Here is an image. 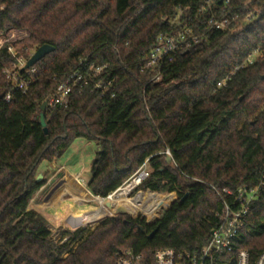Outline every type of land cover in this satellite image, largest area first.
<instances>
[{"label":"trees","instance_id":"16d2710c","mask_svg":"<svg viewBox=\"0 0 264 264\" xmlns=\"http://www.w3.org/2000/svg\"><path fill=\"white\" fill-rule=\"evenodd\" d=\"M220 2L0 0V36L27 32L28 56L54 48L34 66L28 93L0 102V264H116L124 250L153 264L162 249L198 251L220 224L219 193L264 184V59L236 71L264 47V0ZM204 8L230 26L211 29ZM179 23L200 42L178 53L154 83L143 68L159 35L175 33ZM82 61L107 66L99 79L115 98L92 87L75 91L67 109L46 111V135L35 117ZM14 63L3 48L0 94L9 90L2 71ZM232 73L227 87L216 90ZM77 139L98 147L87 184L94 197L114 194L147 163L150 176L136 192L166 195L169 209L152 224L110 217L55 243L47 219L30 208L47 183L37 182L40 166L60 159ZM246 228L253 235L243 247L256 258L264 251V188Z\"/></svg>","mask_w":264,"mask_h":264},{"label":"built area","instance_id":"2783aa9c","mask_svg":"<svg viewBox=\"0 0 264 264\" xmlns=\"http://www.w3.org/2000/svg\"><path fill=\"white\" fill-rule=\"evenodd\" d=\"M228 4V2L226 3ZM4 6L0 7V11ZM202 12L207 14L208 23L211 29L216 31L226 30L231 21L228 19H218L216 14L204 8ZM250 15L247 21H252ZM179 29L171 34H161L157 38L156 46L151 51L149 61L143 71H149L153 76V82L157 83L162 79L163 68L172 63L178 53L184 51L191 45L200 42L198 36L193 35L187 24L179 23ZM29 37L27 32L10 30L5 35L0 36V51L7 49L8 55L15 60L12 68H5L2 71L5 85L8 87L7 94L3 95L0 102L10 104L14 93L25 95L35 83L37 72L33 68L23 71L29 60L33 56L29 48L23 47L22 42ZM264 59V47L256 48L246 61L236 69L239 71L253 65L258 60ZM107 66L96 67L82 61L80 69L69 75L47 99V110L56 108L67 109L71 104L72 95L75 91H82L87 87L99 91L102 96L115 98L111 92L109 84L104 83L99 78L102 76ZM234 73L219 81L216 90L226 88ZM171 157L169 151L166 152ZM150 169L145 163L140 170L117 192L107 198L94 197L88 190L87 184L76 180L82 185L94 199L107 201L112 197L128 192V197L134 194L142 183L150 176ZM264 188V184L256 189L240 188L237 191L223 190L219 197L223 202V211L220 214V224L210 236L207 244L198 251L162 249L155 253L153 264H264V251L256 258H253L249 251L243 247L245 237L253 235V231L246 228L253 203L257 200L259 192ZM217 192V191H216ZM218 193V192H217ZM66 241V240H65ZM116 264H144L142 254H136L132 250H124Z\"/></svg>","mask_w":264,"mask_h":264},{"label":"rangeland","instance_id":"374dc122","mask_svg":"<svg viewBox=\"0 0 264 264\" xmlns=\"http://www.w3.org/2000/svg\"><path fill=\"white\" fill-rule=\"evenodd\" d=\"M97 152L98 147L96 143L77 139L62 155V157L58 159L55 164H53L55 165V167L46 163H43L40 166L39 173L43 176V179L46 177L47 183L44 187H42L40 192L33 200L31 204V210L37 211L47 219L49 223V229L51 230L52 238L55 243H60L61 241L65 242L68 237L64 235L67 232L73 233L79 229L85 228H87L89 231H92L102 221L110 218V216L112 215L109 214L110 212H115L113 214L117 213L116 210L109 209L107 207V203H101L100 205V203H97L96 201L94 202V200L89 196L88 192L83 189L80 184L77 183L78 181L76 182V179H71L68 175L65 176V173H62L63 170L62 172H59L62 166L72 174L79 173V179L88 184L89 180L92 177L91 165L95 160ZM49 169L51 170V172L46 174ZM68 181L70 183V186H67ZM64 191H67L76 198L85 199L82 201L73 199L71 200V202H69L76 210V215L75 213L69 211V209L64 205L63 207L65 208V210L61 209L60 212H57V210L52 206L56 194L60 195ZM164 196L166 195H154L150 192L138 191L128 198H119V201H117V203L121 205V208L125 209L128 217L132 219H143L147 222V224H152L163 211L168 210L171 206L169 205L167 207L165 200L162 198ZM138 198L142 199V201L144 202L143 204H145V202H148L151 198L156 199L157 209L144 214L142 212V208L134 207L136 210V215L129 214V205H127L128 203L126 201H128L129 204H133ZM106 202H108V200ZM91 203L94 208L93 206L92 208H90ZM162 206H166V208H162ZM143 207H145V205H143ZM159 207L161 208L158 210ZM69 218H71V221Z\"/></svg>","mask_w":264,"mask_h":264},{"label":"water","instance_id":"95a60500","mask_svg":"<svg viewBox=\"0 0 264 264\" xmlns=\"http://www.w3.org/2000/svg\"><path fill=\"white\" fill-rule=\"evenodd\" d=\"M225 0H221L220 4H222ZM54 51V48L45 45L40 47L31 57L28 64L25 66L23 71H26L28 69L33 68L37 63H39L41 60H43L47 55L51 54ZM3 95H0V101L2 100ZM47 111V103L44 102L43 105L40 108V114L36 115L35 119L39 121L41 127L44 129L45 134H48V129L45 121V113ZM43 181V176L39 175L37 178V182L41 183ZM109 203L107 204V207H109ZM128 215L124 208H121L117 211V213L110 217H118V216H125Z\"/></svg>","mask_w":264,"mask_h":264},{"label":"crops","instance_id":"0c3cea01","mask_svg":"<svg viewBox=\"0 0 264 264\" xmlns=\"http://www.w3.org/2000/svg\"><path fill=\"white\" fill-rule=\"evenodd\" d=\"M56 162V161H55ZM55 162L53 163V164H55ZM47 164V163H46ZM53 164H49V165H53ZM54 167H55V165H53ZM62 170H63V172H62ZM49 172H51V170L49 169L48 170ZM59 172H62V173H65V176L66 175H68L71 179H76V176H78L79 175V173H75V174H72V173H70L68 170H66L64 167H62L61 166V170L59 171ZM67 186H70V183H69V181L67 182ZM66 186V187H67ZM88 191V190H87ZM40 192V191H39ZM89 194V196L91 197V199H94L91 195H90V193H88ZM64 197H67V198H64ZM85 200V199H79V198H76V197H74V196H72L70 193H68L67 191H64L63 193H61L60 195H57L56 194V196L54 197V200H53V204H52V206L57 210V212H60V210L62 209V210H65V208L63 207V205L64 206H66V208H68L69 209V211H71V212H73V213H75V215H76V210L73 208V206L71 205V203H69V202H71V200ZM60 201V202H59ZM93 203V202H92ZM92 203H91V206H93L92 205ZM31 209V208H30ZM70 219V221H71V218H69ZM85 219V218H84Z\"/></svg>","mask_w":264,"mask_h":264},{"label":"bare ground","instance_id":"6f19581e","mask_svg":"<svg viewBox=\"0 0 264 264\" xmlns=\"http://www.w3.org/2000/svg\"><path fill=\"white\" fill-rule=\"evenodd\" d=\"M76 182H77V180H76ZM78 183V182H77ZM79 184V183H78ZM81 187H83L82 185H81ZM83 189H85L84 187H83ZM86 190V189H85ZM87 191V190H86ZM88 192V191H87ZM122 197H127L128 198V192L127 191H124L122 194H120V195H117V196H115V197H112L111 199H109L108 200V202H106V201H103V200H101V199H93L94 200V202L96 201L97 203H100V205H101V203H112V202H117V201H119V198H122ZM128 204L127 205H129V207H128V210H129V214H131V215H136V210H135V208L134 207H139V208H142V212L144 213V214H146V213H148L149 211H153V210H155V209H157V206H156V204H157V200L156 199H154V198H151L148 202H145V204H143L144 202L142 201V199L141 198H138L137 200H136V202L135 203H133V204H129V202L128 201H126ZM143 205H145V207H143ZM90 208H92V206L90 207ZM93 208H94V206H93ZM161 207H159L158 208V210L160 209ZM162 208H166V206H162ZM89 209V208H88ZM95 210V209H94ZM90 217V216H89ZM88 218V217H87ZM84 219V218H83Z\"/></svg>","mask_w":264,"mask_h":264}]
</instances>
